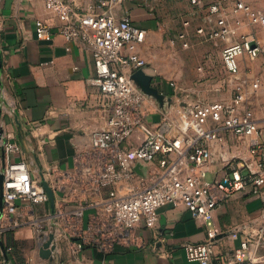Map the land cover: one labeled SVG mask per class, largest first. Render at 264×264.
<instances>
[{
  "label": "built area",
  "instance_id": "1",
  "mask_svg": "<svg viewBox=\"0 0 264 264\" xmlns=\"http://www.w3.org/2000/svg\"><path fill=\"white\" fill-rule=\"evenodd\" d=\"M123 1L98 0L76 11L64 0H45V8L60 21L57 32L91 55L107 122L92 133L87 148L75 153L71 170L42 172L54 195L53 212L40 173L34 175L26 160L12 158L20 147L10 136L0 138V244L7 232L28 226L37 248L53 233V259L60 255L61 244L72 254L84 246L102 252L142 248L141 227L159 239L156 224L162 206L183 205L193 218L208 222L215 209L236 192L264 202V136L246 105L242 86H236L230 100L201 104L191 101L171 80L167 84L173 92L166 95L173 104L158 108L130 79L146 67L136 50L145 31L129 16L114 13L113 8ZM189 1L202 5V0ZM206 8L212 24L198 27L196 33L206 41L223 42L221 59L230 74L239 73L240 58L254 60L264 53L263 9L246 0H212ZM182 24L188 26L189 21ZM34 28L39 39L52 35L51 26L42 19L35 20ZM177 38L183 40L185 33ZM258 87L257 80L252 82L251 92ZM153 113L159 117L149 121ZM137 132L141 137L134 141ZM227 133L244 143L247 156L234 165L221 156L220 171L213 172L214 152L225 146ZM215 237L214 231H208L201 241L184 242L187 263L214 264ZM230 237L237 239L238 229ZM263 239L264 215L256 234L257 241ZM250 242L251 237L240 241L225 264H259L251 257L243 260ZM10 250L11 246H5V251Z\"/></svg>",
  "mask_w": 264,
  "mask_h": 264
},
{
  "label": "crops",
  "instance_id": "2",
  "mask_svg": "<svg viewBox=\"0 0 264 264\" xmlns=\"http://www.w3.org/2000/svg\"><path fill=\"white\" fill-rule=\"evenodd\" d=\"M64 1L76 11H84L98 0ZM210 1L202 0V5L196 6L189 0H125L113 11L119 17L129 16L145 31L136 50L146 60L144 71L161 91L172 94L167 84L172 80L191 101L207 104L230 100L236 86L241 85L246 105L264 136V80L253 99L255 72L241 74L242 64L249 59L240 58L238 74H230L222 62L226 77L215 75L212 59L221 56L223 42L208 46L205 42H213L196 33L198 27L212 24L206 15ZM37 19L51 26L50 38H37ZM184 20L189 21L188 26L182 24ZM59 24L57 16L45 8V0H0V138L10 136L19 145V153L12 158L26 160L34 175L51 168L71 170L75 153L87 148L92 133L105 128L107 122L105 99L95 80L92 57L57 32ZM180 32L185 33L183 40L177 38ZM158 117L153 113L148 120ZM222 150L214 152L213 172L220 171L219 158L225 156L218 153ZM263 215L264 202L241 192L220 204L208 222L193 218L183 205H165L158 209L156 229L160 240L141 227L139 233L145 239L142 248L102 252L84 246L72 254L66 244H61L60 255L52 263L39 256L32 230L21 226L4 236L0 264H188L182 244L201 241L208 231L216 233L214 264H225L246 237H251V242L243 253L244 262L251 257L264 264V239L256 240ZM236 229L238 237L232 239L230 233ZM5 246L12 250L5 251Z\"/></svg>",
  "mask_w": 264,
  "mask_h": 264
},
{
  "label": "rangeland",
  "instance_id": "3",
  "mask_svg": "<svg viewBox=\"0 0 264 264\" xmlns=\"http://www.w3.org/2000/svg\"><path fill=\"white\" fill-rule=\"evenodd\" d=\"M248 1L250 4H252L253 6L257 7V8H261L264 10V0H246ZM207 15V19L208 22L210 20L208 14ZM245 29V28H244ZM213 43H207L205 42L208 46H216L214 43V41H212ZM213 64H215V70L214 73L215 75H222L224 78L226 77L224 75V71L222 69V59L221 56H217L215 58L212 59ZM193 68L196 71V76L197 78H199V72L197 69V64L196 62H194L193 64ZM255 72L254 75V81L256 80L258 81L259 86L261 85V82L264 80V53L260 54V56H258V58L254 59V60H246V62L244 61V64H242L241 67V74L242 75H247L248 73L251 72ZM259 88V87H258ZM257 97V91L254 92L253 94V99ZM141 137V134L139 132H137L132 139L134 141H137L139 138ZM220 154H223L226 158H228L230 160V165H234L237 162H240L241 159L245 158L247 156V150L244 146V143L240 140H238L236 137H234L231 134H227V141L225 143V146L223 147V150L220 151L218 153V156ZM218 156L216 157L218 159ZM207 180H210V174L208 173L206 175Z\"/></svg>",
  "mask_w": 264,
  "mask_h": 264
},
{
  "label": "water",
  "instance_id": "4",
  "mask_svg": "<svg viewBox=\"0 0 264 264\" xmlns=\"http://www.w3.org/2000/svg\"><path fill=\"white\" fill-rule=\"evenodd\" d=\"M0 67H1V56H0ZM130 79L142 93H144L149 98H152L156 102L158 108L165 110L166 107H170L173 104V99L167 96L165 93L161 92L160 89L153 84L152 76L146 73L144 69L136 70L134 73L130 75ZM1 133L2 130L0 129V135ZM2 181H3V176L0 175V206L2 201ZM40 184L48 196L50 211L53 212L54 195L52 189L45 180L42 172H40ZM52 240H53V233H50L48 240L38 248L39 256L49 261L53 260L51 253L52 250H54L55 248V245L51 244Z\"/></svg>",
  "mask_w": 264,
  "mask_h": 264
}]
</instances>
